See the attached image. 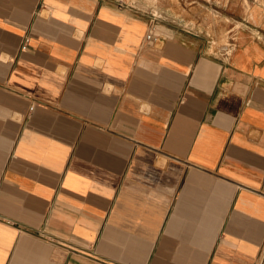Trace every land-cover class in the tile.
Masks as SVG:
<instances>
[{
	"label": "crops",
	"instance_id": "1",
	"mask_svg": "<svg viewBox=\"0 0 264 264\" xmlns=\"http://www.w3.org/2000/svg\"><path fill=\"white\" fill-rule=\"evenodd\" d=\"M225 2L0 0V264H264V10Z\"/></svg>",
	"mask_w": 264,
	"mask_h": 264
},
{
	"label": "rangeland",
	"instance_id": "2",
	"mask_svg": "<svg viewBox=\"0 0 264 264\" xmlns=\"http://www.w3.org/2000/svg\"><path fill=\"white\" fill-rule=\"evenodd\" d=\"M126 6L135 8L141 12L155 17L161 22L184 25L190 20H194L199 15L205 18L219 12L222 19L233 16L231 4H226L225 0H121ZM257 3L256 5L254 3ZM240 2V0H238ZM253 6L264 10V0H254ZM250 6V7H253ZM238 7V6H237ZM249 10V6H246ZM226 16V17H225ZM196 17V18H195ZM208 18V17H207ZM182 21L183 24H182Z\"/></svg>",
	"mask_w": 264,
	"mask_h": 264
},
{
	"label": "built area",
	"instance_id": "3",
	"mask_svg": "<svg viewBox=\"0 0 264 264\" xmlns=\"http://www.w3.org/2000/svg\"><path fill=\"white\" fill-rule=\"evenodd\" d=\"M147 40H152V35L151 34L147 37Z\"/></svg>",
	"mask_w": 264,
	"mask_h": 264
}]
</instances>
